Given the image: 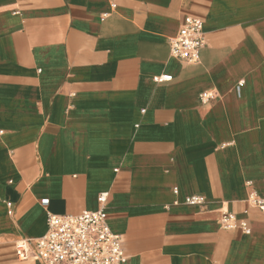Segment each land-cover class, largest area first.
Listing matches in <instances>:
<instances>
[{
    "label": "crops",
    "instance_id": "crops-1",
    "mask_svg": "<svg viewBox=\"0 0 264 264\" xmlns=\"http://www.w3.org/2000/svg\"><path fill=\"white\" fill-rule=\"evenodd\" d=\"M187 17L196 63L170 54ZM251 190L264 197V0H0V264H42L16 241L101 192L121 264H264Z\"/></svg>",
    "mask_w": 264,
    "mask_h": 264
},
{
    "label": "built area",
    "instance_id": "built-area-1",
    "mask_svg": "<svg viewBox=\"0 0 264 264\" xmlns=\"http://www.w3.org/2000/svg\"><path fill=\"white\" fill-rule=\"evenodd\" d=\"M204 43L203 22L197 17H187L177 33L169 38L170 54L184 62L196 63L199 49ZM168 76L154 77L156 81ZM239 88V87H238ZM213 92H202L201 101L213 98ZM107 192L97 196L96 210H85L77 215L46 213V231L37 238L21 237L16 241L15 254L19 260L36 258L42 264H121L126 257L120 243V235L113 233L105 212ZM185 203L203 202L201 196L185 197ZM247 202L258 208L264 215V197L251 190ZM47 205V200L42 201ZM232 215L222 213L221 222L231 227ZM245 233L249 228L240 222Z\"/></svg>",
    "mask_w": 264,
    "mask_h": 264
}]
</instances>
